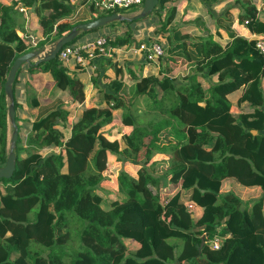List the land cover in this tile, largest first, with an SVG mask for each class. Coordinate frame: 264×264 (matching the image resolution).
<instances>
[{
	"label": "trees",
	"instance_id": "16d2710c",
	"mask_svg": "<svg viewBox=\"0 0 264 264\" xmlns=\"http://www.w3.org/2000/svg\"><path fill=\"white\" fill-rule=\"evenodd\" d=\"M166 1L159 0L145 17L91 30L99 34L121 24V33H107L108 44L125 45L135 36L147 39L133 28L142 25L157 37L163 54L156 59L157 70L137 73L133 63L127 64L129 90L122 66L114 59L118 55L89 60L90 79L100 97L82 108L75 121L72 107L83 100L80 78L87 76L85 66L75 62L70 69L56 56L38 64L23 63L17 70V159L13 175L0 178L6 188V196L0 197V264H264V217H257L255 210L264 198V132L253 134L248 126L261 120L264 127V57L254 46L255 37L246 39L230 30L224 46L212 35L206 40L217 48L202 52L203 38H191L185 27L172 25L176 8L165 6ZM21 7L35 13L40 34L20 20ZM245 8L249 27L264 31L255 6L246 2ZM131 10H99L93 0H0V166L7 157L9 136L3 84L15 57L49 44L77 23ZM186 62L189 72L179 78L171 75L174 67ZM109 65L114 76L101 84L98 80L106 76ZM23 69L42 71L54 81L51 108L38 106L36 114L27 111L31 101L15 92L17 84L23 85ZM214 74L217 80L209 79ZM239 90L248 100L240 111L233 108ZM62 91H67L72 105L61 99ZM119 107L121 122L131 130L121 135V147L116 141H109L108 147L100 128L112 122L113 110ZM63 146L67 159H72L69 163L61 150L43 151ZM107 148L119 160L140 163L136 173L118 170L117 198L108 208L101 205L97 192L105 177L104 160L99 161ZM155 153L168 159L152 160ZM159 163L167 165L168 175L166 169H156ZM171 180H180L179 187L164 200L150 187ZM230 183L260 188L252 208L242 205L235 191L221 192ZM204 193L214 197L202 199ZM7 194L15 199L10 206L2 203ZM190 201L202 206L196 218L188 209ZM214 234L222 237L218 248L209 244ZM125 237L139 246L128 249Z\"/></svg>",
	"mask_w": 264,
	"mask_h": 264
},
{
	"label": "crops",
	"instance_id": "0c3cea01",
	"mask_svg": "<svg viewBox=\"0 0 264 264\" xmlns=\"http://www.w3.org/2000/svg\"><path fill=\"white\" fill-rule=\"evenodd\" d=\"M1 1L4 3H11L13 0H1ZM246 2H248L249 6H251V5L255 6L256 18L259 19L258 20L259 22L264 23V0H242V1L241 0H167L165 2V6L175 5L176 11H175L174 19L172 21V25L185 27L187 29V31L189 32V35L191 36V38H193V37H195L194 39H196V38L202 39L203 38L204 44L202 46V52L203 51L206 52V51H209V47H214V49L217 48L216 45L213 46V43H209V42H207L208 40H206V38H208L212 35H213L214 39L216 40L215 42H218V44H220L221 46L222 45L224 46V44L226 43V41L229 38V36H228L229 30L234 31L236 33V35L242 36L246 39H250L251 37H254V35L260 33L259 31L254 29L256 27V25L254 27H252L253 29H251L245 21L246 16L244 17V15L246 14V12L244 10L246 9L245 8ZM248 8H250V7H248ZM20 20L24 21L25 26L29 31L35 32L36 34H40V25L38 23V18L32 10L25 9L24 11H22ZM31 24H33L34 28H32ZM116 26H112V28L116 27ZM93 30H95V29H93ZM90 32H93V35L89 36L87 39L93 38L96 35H98L97 34L98 32H94L91 30H90ZM162 40H163L164 45H167V40L164 37H162ZM130 55H139V59H137L133 56H130ZM123 57H128V58H126V60H123L125 62H122L120 60ZM99 58H101V57L96 58V62H98L100 60ZM97 59H99V60H97ZM114 59H115V62L117 63V65L122 66L123 80H124V73L126 72L127 76L129 73V70L127 68L128 63L134 64L133 69L137 73L140 70H142V72H146L147 70H150L152 68L157 70L160 66L159 60L158 61L157 60L150 61V60L145 59L140 54H136V53H127V54L120 53ZM127 59H129V60L127 61ZM161 59H164V57H161ZM66 65L68 66V68L74 69L73 68L74 64H72L71 61H67ZM181 65H182V67H181V70L179 72L180 74H185V73L189 72V70H190L189 62L188 63L187 62L181 63ZM85 68H86V74L88 75L89 79L86 80L87 76H85V77L80 78V80L83 83V86L87 84L85 86L86 89L89 88V85H90V87L92 86V84L95 86L96 92H95L93 98H95V100H97L100 97V94L98 92L99 87H97L92 81H90L91 69H89L88 67H85ZM175 68L176 67H174L170 71L171 75H173V76L175 75V74H173V70ZM25 74H26V76L24 75V77H22L24 82L21 81L23 83V85L21 86L20 84H17V86H16V90H15L16 95L18 97L19 96L23 97L24 100H27V99H29L30 101L36 100L38 102V106L49 107L50 104H52L51 93H52L53 88H54V81L48 76L47 73H44L42 71L29 72L28 70H25ZM105 74H106V76L104 78H102L103 75L99 78V80H98L99 83H101V80L104 82V80L105 81L109 80L110 78H112L114 76L113 66L109 65L108 67H106ZM209 79L217 80V74L209 76ZM130 80L132 82V79H130ZM263 90H264V85H263ZM235 93L239 97L242 94V90H239L238 92H235ZM59 96L66 103H70L71 105H72V103H74L70 100L71 98L67 94V91L59 92ZM47 102H48V104H44ZM89 102H91V101L86 102L85 105H87ZM38 106H35V108H36L35 111H33L31 109L30 105L26 106V109L28 110V112L30 114H36L38 112ZM247 106H248V104L246 103L245 107H247ZM77 108H78L77 104L73 105V107H72L75 114H76V112L78 113V111H76ZM113 113H116L115 109L113 110ZM121 113H122V111H121ZM121 113L119 115V118H121ZM117 117H118L117 113L114 114V118H117ZM123 126H124V130L123 131L121 130L119 132L120 137L123 133H128L131 130L130 125H123ZM121 128L122 127L120 126V129ZM105 130L106 131H103L104 133L105 132H108V133L111 132L113 135L116 134L115 133L116 131L112 132L109 130V128H106ZM158 154L161 155L162 153H158ZM163 155H165V156H161L159 158H153L152 160L168 159V156L166 154H163ZM127 170L132 172V173H136L137 167L133 168L132 170L127 168ZM102 187H103V189H101ZM247 187H249V186H247ZM250 187H254V186H250ZM255 187H257V186H255ZM99 188H98L97 192L102 197L106 193V190L104 189L106 187H104V185L100 184ZM116 188H117V179H116ZM116 188H115V195H116ZM259 190H260V188H259ZM116 198H117V195H116ZM101 201H102V198H101ZM112 202H111V204H112ZM191 202H193V201H191ZM111 204L109 206H107V208L110 207ZM101 205L103 206V203H101ZM103 207H105V206H103ZM201 211H202V207H201L199 214L193 215V213H192V216H194L195 218L198 217L201 214ZM123 240H124V243L126 244L127 248L130 250L136 249L139 246L138 241H136L133 238L125 237V238H123Z\"/></svg>",
	"mask_w": 264,
	"mask_h": 264
},
{
	"label": "rangeland",
	"instance_id": "374dc122",
	"mask_svg": "<svg viewBox=\"0 0 264 264\" xmlns=\"http://www.w3.org/2000/svg\"><path fill=\"white\" fill-rule=\"evenodd\" d=\"M139 9L138 8H134V10H131V11H128V12H124L126 15H132L134 14L135 12H137ZM32 25V28L33 27V24ZM112 28V27H111ZM111 28H108L106 30H103V32L105 33H108V32H111V33H116V32H120L121 31V28H122V25H117L116 27H113L112 29ZM134 30L135 31H140L141 33H143L144 35L143 36H146L147 39H157L156 36H153L151 35V31L150 30H147V27H144L142 25H134ZM31 29V28H30ZM259 32H264L263 30H259ZM93 35V32H88V33H84L82 34L76 41H83L85 39H87L89 36ZM95 35V34H94ZM136 38L135 40L133 41H138V38H141V37H134ZM46 45V44H45ZM48 45V44H47ZM128 56V55H127ZM130 56H133L137 59H139V55H130ZM122 62H125L123 60H126V57H123L120 59ZM129 59H127L128 61ZM72 64H74L76 61H75V58L74 57H71L70 60ZM120 61V62H121ZM181 67L182 65L179 64L178 66H176V68L173 70V74H175L174 76L176 78H179V77H182L184 74H180V70H181ZM126 74V75H125ZM24 75L26 76L25 74V69H23L19 75V77L21 78V81H23V78ZM104 78V77H102ZM26 79V78H25ZM88 75L86 77V80H88ZM90 81H92V79H90ZM105 81V80H104ZM124 81L127 83L128 85V88L127 90H129V86L130 84L132 83L131 80L128 78L127 76V73L125 72L124 73ZM103 83V81L101 80V84ZM91 84V83H90ZM95 84V83H94ZM21 85V84H20ZM87 85V84H86ZM83 86V89H82V92H83V100L82 102H77V110L79 112V110H82L81 108H84L86 107V102L88 101H91L92 103H95L96 100L95 98H93L94 94H95V86L92 84V86L90 87L89 85V88H85V86ZM97 85V84H95ZM253 90L256 91V88H255V85L253 83ZM98 92H100V90L98 89ZM263 93H264V90H263ZM129 98V93L126 95V99ZM85 101V102H84ZM247 98L243 97V96H240L239 100H238V103L237 105H233V108L235 110H238L240 111V108H244L245 107V104L247 103ZM50 103V102H49ZM44 104H48L47 103H44ZM70 104V103H69ZM75 104V105H76ZM35 106H38V102L36 100H32L31 101V109L33 111L36 110ZM51 107V104L50 106ZM123 109L121 107L119 108H116L115 111L118 115L117 118H114V120L110 123V124H107V125H103L100 130L102 131H106L105 129L106 128H109L110 131L112 132H115L116 134L113 135L111 132H103V138L106 142V145L108 147H110L111 145L109 144L110 142L109 141H116L120 147H121V140H120V131L124 130V126L125 124H123L121 122V118H119V115L121 113ZM28 111V110H27ZM114 113V114H116ZM77 114V112H76ZM74 110H73V115H72V118L71 120L72 121H75L73 119V117L76 115ZM78 115V114H77ZM250 119H252V117H247V120L251 121ZM120 126L122 127L120 129ZM248 126L251 127V130L252 129H255L256 131L253 132V134H257L259 131H263L264 132V127H263V123L260 121H253L252 122H249L248 123ZM263 127V128H262ZM252 132V131H251ZM24 138H25V134H23ZM147 142V137L145 138V144ZM50 150H54V151H57V150H61L62 153L64 154V158L68 161H71L72 159H67V148L66 146H63L61 149H59L58 147H52V148H43V151L47 152V151H50ZM24 155V154H22ZM161 156H165L163 154H158V153H155L152 157L153 158H159ZM102 160H104V165L102 167V173L103 175L105 176L103 181L100 183L102 185H104V188L106 190V193L105 195H103L101 198H102V201L101 203H103V206L107 207L111 204L112 201H114L116 199V195H115V188H116V177H117V172L120 168H125V169H130L132 170L133 168L137 167L139 168L140 167V163H134V162H129L128 160H125V161H122V160H119L117 158V155L111 151V150H108V148L104 151V156L103 158H100V161H99V164L100 162H102ZM159 167H157L156 169H158L161 173L164 171V169H166V175H168V171H169V168L167 167V165L165 163H159L158 164ZM88 169H91L92 170V167H91V164H88ZM167 177V176H166ZM165 179H168L165 178ZM170 180V179H169ZM179 183H180V180H171V181H167L165 183H160L158 188L154 187V186H150L151 189L155 192V191H158L160 196H161V199L164 200L166 197L170 196L178 187H179ZM26 189V188H25ZM100 189V188H99ZM103 189V187L101 188ZM98 190V188H97ZM229 190H233L235 191V193L241 198L242 200V205H246V203L249 205V208H252L254 206V201L255 199H259L260 197V190L258 187H247V186H243V185H238L235 187V185H233L232 183H230L229 185H225V187L222 189L221 192L225 193ZM8 195V194H7ZM3 196H6V188H5V184L3 182H0V197H3ZM214 196L211 195V194H208V193H204L203 194V197L202 199H211L213 198ZM216 197V196H215ZM15 199H13V197H11L10 195H8V197L6 199H3L2 200V203L4 206H10L12 204V202L14 201ZM187 206H188V209L193 213V215H196V214H199L200 213V210H201V205L200 204H197L196 202H188L187 203ZM255 210H256V214H257V217L258 215L260 217H264V198L262 199V207L260 208V210L255 207ZM195 218V217H194ZM202 235V234H201ZM127 247V246H126ZM80 264V262H79Z\"/></svg>",
	"mask_w": 264,
	"mask_h": 264
},
{
	"label": "water",
	"instance_id": "95a60500",
	"mask_svg": "<svg viewBox=\"0 0 264 264\" xmlns=\"http://www.w3.org/2000/svg\"><path fill=\"white\" fill-rule=\"evenodd\" d=\"M158 2L159 0H144L141 8L132 15H126L123 12L115 11L109 14L98 16L85 22L77 23L67 33L50 42L48 45H42L15 57L8 70L6 79L3 84L4 92L6 94L8 102L7 115L9 122V136L7 157L5 163L0 166V178H10L13 175L16 166L17 154L15 152V146L18 136V128L15 120L16 111L14 106L13 82L19 67L23 63L38 64L40 62L55 58L60 48L66 43H69L70 41L75 39L81 32L97 29L116 21H130L145 17L153 11ZM251 131L253 133L256 130L252 129Z\"/></svg>",
	"mask_w": 264,
	"mask_h": 264
},
{
	"label": "built area",
	"instance_id": "2783aa9c",
	"mask_svg": "<svg viewBox=\"0 0 264 264\" xmlns=\"http://www.w3.org/2000/svg\"><path fill=\"white\" fill-rule=\"evenodd\" d=\"M73 4H78L80 0H68ZM144 0H93L94 5L99 10L105 9H140ZM21 11L25 8L21 7ZM121 33V32H116ZM113 34V33H111ZM110 34L101 31L93 38L85 39L83 41H76L73 43H66L57 53V57L65 63L71 57L75 61L85 67L88 66V61L96 59L97 57H112L120 53H136L143 56L145 59L154 61L163 54L162 44L156 39H141L138 41H131L125 45H110L108 38ZM254 46L257 51L264 57V32L256 35ZM93 66H95L93 64ZM92 66V67H93ZM203 237V235H202ZM222 242V237L219 234H214L209 238V244L213 248H218Z\"/></svg>",
	"mask_w": 264,
	"mask_h": 264
}]
</instances>
